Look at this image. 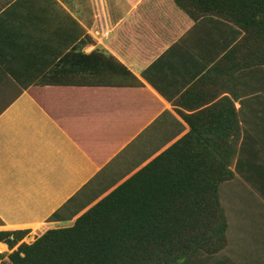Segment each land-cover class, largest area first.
Returning a JSON list of instances; mask_svg holds the SVG:
<instances>
[{
    "label": "crops",
    "instance_id": "1",
    "mask_svg": "<svg viewBox=\"0 0 264 264\" xmlns=\"http://www.w3.org/2000/svg\"><path fill=\"white\" fill-rule=\"evenodd\" d=\"M81 28L95 40L84 53L103 49L142 86H41L78 68L63 60ZM241 37L174 0H0V231L69 226L188 135H226L237 151L220 186L229 244L200 262L264 264V66L224 60Z\"/></svg>",
    "mask_w": 264,
    "mask_h": 264
},
{
    "label": "trees",
    "instance_id": "2",
    "mask_svg": "<svg viewBox=\"0 0 264 264\" xmlns=\"http://www.w3.org/2000/svg\"><path fill=\"white\" fill-rule=\"evenodd\" d=\"M174 2L195 22L214 17L240 29L242 37L225 61L241 69L264 66V0ZM93 44L81 28L80 51L63 60L78 68L48 71L41 86H142L103 49L84 53ZM227 143L226 135H188L86 212L81 213L85 207L71 212L67 220L76 218L71 225L47 230L30 243L24 241L30 230L0 231V242L11 250L0 253V264H201L216 257L229 244L220 186L235 177L237 151Z\"/></svg>",
    "mask_w": 264,
    "mask_h": 264
},
{
    "label": "rangeland",
    "instance_id": "3",
    "mask_svg": "<svg viewBox=\"0 0 264 264\" xmlns=\"http://www.w3.org/2000/svg\"><path fill=\"white\" fill-rule=\"evenodd\" d=\"M221 194H222V193H221ZM221 198H222V196H221ZM222 201H223V198H222ZM228 217H229V216H228ZM39 235H40V236L42 235L40 231H38L37 234H35V236L29 234V236H27V237L24 239V241L27 242V243H30V242L34 241V240L36 239V237H39Z\"/></svg>",
    "mask_w": 264,
    "mask_h": 264
}]
</instances>
